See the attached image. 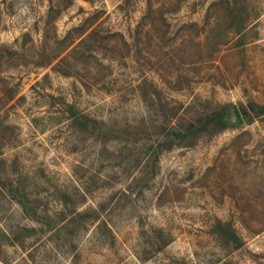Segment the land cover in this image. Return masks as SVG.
I'll use <instances>...</instances> for the list:
<instances>
[{
  "label": "rangeland",
  "instance_id": "374dc122",
  "mask_svg": "<svg viewBox=\"0 0 264 264\" xmlns=\"http://www.w3.org/2000/svg\"><path fill=\"white\" fill-rule=\"evenodd\" d=\"M0 264H264V0H0Z\"/></svg>",
  "mask_w": 264,
  "mask_h": 264
},
{
  "label": "trees",
  "instance_id": "16d2710c",
  "mask_svg": "<svg viewBox=\"0 0 264 264\" xmlns=\"http://www.w3.org/2000/svg\"><path fill=\"white\" fill-rule=\"evenodd\" d=\"M200 103H203L204 107L198 110ZM177 108L178 106L174 104L173 111H169L165 115L164 122L169 123V126L164 123L160 124V130L170 135L165 147L167 149L172 145H191L200 138H210L219 131L233 127L226 119L228 110L234 108L230 101L219 103L204 99L197 103L187 104L182 111ZM238 111L241 118L244 121L247 120V109L240 105ZM236 122H239L238 118H236ZM208 231L223 243H232L238 247L243 242L230 221L216 218L210 223Z\"/></svg>",
  "mask_w": 264,
  "mask_h": 264
},
{
  "label": "water",
  "instance_id": "95a60500",
  "mask_svg": "<svg viewBox=\"0 0 264 264\" xmlns=\"http://www.w3.org/2000/svg\"><path fill=\"white\" fill-rule=\"evenodd\" d=\"M238 113H239V112H238ZM238 116H239V117H238V120H239V121H241L242 119H241V116H240V114H239Z\"/></svg>",
  "mask_w": 264,
  "mask_h": 264
}]
</instances>
